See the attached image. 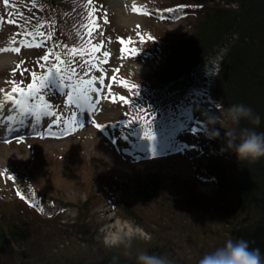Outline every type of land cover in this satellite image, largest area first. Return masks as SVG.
<instances>
[{
    "label": "rangeland",
    "instance_id": "1",
    "mask_svg": "<svg viewBox=\"0 0 264 264\" xmlns=\"http://www.w3.org/2000/svg\"><path fill=\"white\" fill-rule=\"evenodd\" d=\"M50 1L8 0L5 5L0 0V43L19 44L24 39L30 43L21 46V54L13 55L15 59L12 56L14 61L7 68L0 62V87L31 83L33 73L44 72L59 56L65 68L86 73L85 78L96 81L99 98L93 94L98 102L88 115L67 107L65 119L71 121L72 113L77 112L80 121L71 133L54 138L34 135L31 139L35 140L25 138L0 146V224L20 230L18 241L6 236L10 246L0 251V264H97L101 254L109 252L127 261L136 260L139 252H148L158 241L160 233L178 234L174 229H179L181 222L196 227L188 228L192 234L186 235L200 246L206 238L207 245L222 242L220 233L226 230L230 216L225 217L220 208L228 207L230 199L234 203L231 183L239 179L240 171L236 162L215 151L214 139H208L206 129L199 126L204 124L206 114L219 115L221 104L211 94L207 105L204 101L200 104L203 111L195 133L171 139L177 123L163 127L158 109L147 103L153 76L164 65L165 43L188 35L197 18L195 6L211 0H133L140 4L136 6L138 12L128 0H68L74 4L68 13L55 4L62 0ZM180 3L186 6L184 10L177 6ZM189 6L190 11L186 10ZM51 10L56 13L52 12L55 20H48L54 38L50 47L44 39L37 43L30 33L20 36V29H32L35 22L45 30L43 19ZM134 13L138 21H124ZM82 14L87 16L82 32L76 33L74 25L68 30L66 21ZM89 31L91 44L103 45L100 52H91ZM73 49L77 50L75 55ZM103 51L109 53L107 58ZM44 56H48L47 61ZM89 60L91 65L86 63ZM143 89L145 92L138 95ZM59 97L66 103L65 96L59 93ZM142 117L152 121L153 132L162 133L154 134L153 142L143 139ZM181 118L189 125L191 120L186 115ZM216 128L225 131L219 125ZM210 163L224 164L229 184L204 178L207 174L203 167ZM148 174L166 177L167 189L155 202L135 199L139 201L134 204L131 195L141 218L138 223L124 210L123 189ZM174 194L181 195L177 209ZM26 198L32 200V206ZM163 217L174 219L173 225L161 227L158 220L163 221ZM124 221L142 232L132 238L128 248L105 246V233L116 231ZM189 247L188 241L177 243L165 249L164 256L172 264H198L203 255L199 256L198 247Z\"/></svg>",
    "mask_w": 264,
    "mask_h": 264
},
{
    "label": "trees",
    "instance_id": "2",
    "mask_svg": "<svg viewBox=\"0 0 264 264\" xmlns=\"http://www.w3.org/2000/svg\"><path fill=\"white\" fill-rule=\"evenodd\" d=\"M55 4L63 11L70 8L69 4L62 1ZM195 9L198 13L191 32L164 45V65L153 76L155 81L154 86H151L149 102L164 104L169 100L182 99L190 90L201 84L198 72L205 70L208 79L204 86L224 108L242 103L260 116L258 126L242 121L241 127L264 132V0H211L210 3L197 4ZM215 49L218 50L217 54L210 58V52ZM224 135L225 131H220V138L213 140L215 151L219 154L226 143ZM221 155L236 162L240 171L239 179L231 183L235 195L234 203L230 199L228 207L220 208L225 217L230 216L225 222L226 230L222 229L220 233L224 240L214 241L212 245L210 242V245H207L206 238L200 246L198 241L191 240L192 236L186 235L192 234L187 232L188 228L196 227L191 223L178 222L180 228L174 229L178 234L168 236L160 233L158 241L156 240L148 250L149 253L164 255L165 249L188 241L189 248L198 247L199 256H202L224 246L229 239L243 238L251 242V247L259 248L264 256V158L255 162L239 161L235 153L227 150ZM203 170L207 174L205 179L220 181L222 185L229 184L224 164L210 163L208 167H203ZM144 178L123 189L126 197L124 210H127L128 215L138 223L141 218L132 203L131 195L134 196V204L139 201L135 199L155 202L160 193L167 189L168 184L166 177L157 174H148ZM174 200L176 202L174 207L177 209L181 205V195L174 194ZM161 220L162 218L158 220L161 227H170L175 221L170 217H163V221ZM19 234L20 230L17 227L11 230L8 223L0 224V251L10 246L6 236L8 238L12 236L18 241ZM207 237L214 238L210 235ZM169 242L174 245L168 244L167 247ZM97 264H137V261H127L120 254L109 252L101 254Z\"/></svg>",
    "mask_w": 264,
    "mask_h": 264
},
{
    "label": "clouds",
    "instance_id": "3",
    "mask_svg": "<svg viewBox=\"0 0 264 264\" xmlns=\"http://www.w3.org/2000/svg\"><path fill=\"white\" fill-rule=\"evenodd\" d=\"M219 115L206 114L204 127L208 139H219L220 131L225 130V146L221 148V154L225 150L235 153L239 161L255 162L264 158V132H258L255 128L241 127L242 121L252 125L260 124V116L244 104H233L227 108L218 105ZM231 125V126H229ZM142 229L133 227L129 222L124 221L116 231H108L103 236V243L108 247L124 245L131 246L132 238L140 234ZM251 242L240 238L229 239L224 246L215 249L201 257L198 264H264L259 248L250 246ZM137 264H172L164 255L152 254L141 251L136 255Z\"/></svg>",
    "mask_w": 264,
    "mask_h": 264
},
{
    "label": "snow or ice",
    "instance_id": "4",
    "mask_svg": "<svg viewBox=\"0 0 264 264\" xmlns=\"http://www.w3.org/2000/svg\"><path fill=\"white\" fill-rule=\"evenodd\" d=\"M5 5H7L8 0H4ZM133 11L138 12L139 9L133 5ZM92 27H95V20L92 19V14H89ZM91 31L88 33V42L91 44ZM124 43V41H121ZM39 46V45H37ZM102 44H91V52L97 53L102 50ZM18 51V49H17ZM76 49L72 50V54H76ZM83 54V52L81 53ZM103 56L107 58L109 53L107 51H103ZM43 59L45 61L48 60V56H44ZM59 60V57H57ZM107 63L105 59L103 61ZM71 64V61L69 62ZM89 65H91V60L86 61ZM77 76L74 68L70 69L67 76L61 75V69L55 68L54 74L50 70L49 74L46 76H41L39 78L35 77V73H33L34 80H38V84H29L26 88L24 87H13L12 93H19V98H14L11 94L6 97V100L11 101L12 106L16 109L19 116L21 117L19 120L20 124L24 123V117L31 116L34 118L36 122L41 120V117H51L55 114L51 111H48L52 105L44 102V95L41 94V90L47 92L49 87L57 88L61 95L66 96V107H74L80 115L87 114L93 112L95 110L94 105L98 101L93 100L92 94H99V89L94 86L96 81L94 79H79L76 80L74 77ZM102 82V81H101ZM2 91V90H0ZM39 101V104L33 106L30 102ZM43 105L41 107L40 105ZM0 108H3V103H0ZM77 112L72 113V123L80 124V121L77 119ZM9 121L16 122L15 116L7 117ZM143 124L140 125L143 130V139L153 142L155 140V136L152 130V121H150L147 117H142ZM61 123V119L59 117L56 118V125L59 126ZM7 142V141H5Z\"/></svg>",
    "mask_w": 264,
    "mask_h": 264
},
{
    "label": "bare ground",
    "instance_id": "5",
    "mask_svg": "<svg viewBox=\"0 0 264 264\" xmlns=\"http://www.w3.org/2000/svg\"><path fill=\"white\" fill-rule=\"evenodd\" d=\"M130 2V1H129ZM130 5H137L138 6V4L137 3H135V2H130ZM137 15L134 13L131 17H129V19H124V21H129V22H136L137 20ZM4 45V44H3ZM3 45H2V47H3ZM5 45H11V43H6ZM4 52V50H2V54H1V52H0V62H4V61H6L7 59H9V57H8V54L10 55L11 53H3ZM15 59V58H14ZM14 59H12V60H10L11 62L14 60ZM9 61V60H8ZM9 61V62H10ZM9 94H5L4 93V90H2V91H0V103H4L5 101H6V97L8 96ZM13 97L14 98H18V95H16V96H14L13 95ZM119 225V224H118Z\"/></svg>",
    "mask_w": 264,
    "mask_h": 264
}]
</instances>
